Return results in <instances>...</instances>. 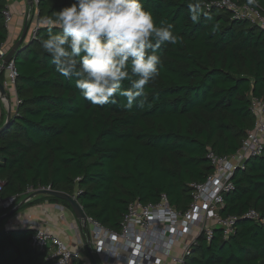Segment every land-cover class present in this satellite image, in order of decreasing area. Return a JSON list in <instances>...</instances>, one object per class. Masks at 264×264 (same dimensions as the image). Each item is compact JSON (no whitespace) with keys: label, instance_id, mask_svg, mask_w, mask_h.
Returning a JSON list of instances; mask_svg holds the SVG:
<instances>
[{"label":"trees","instance_id":"16d2710c","mask_svg":"<svg viewBox=\"0 0 264 264\" xmlns=\"http://www.w3.org/2000/svg\"><path fill=\"white\" fill-rule=\"evenodd\" d=\"M219 1L202 0L213 20L202 17L194 24L190 0H141L157 24L174 26L179 39L161 46L160 75L131 110L121 106V97L103 107L84 100L74 81L57 73L40 49L39 37L46 35L42 24L13 58L21 103L0 132V180L5 184L0 197L50 186L75 196L88 216L116 231L136 200L157 203L166 194L171 205L186 211L192 185L205 182L215 170L209 153H237L256 124L252 98L264 100V30L228 10L208 9ZM69 3L40 0L39 18ZM254 5L264 8V0ZM7 8L8 0H0V47L9 35ZM28 25L30 31L33 20ZM233 182L235 190L225 196L221 214L239 218L236 233L225 239L216 228L210 242L202 234L186 264H264V152L249 159ZM40 197L35 203L71 207L52 195ZM251 210L260 214L259 221L244 218ZM34 233L32 228L0 231V264H52L32 246Z\"/></svg>","mask_w":264,"mask_h":264},{"label":"built area","instance_id":"2783aa9c","mask_svg":"<svg viewBox=\"0 0 264 264\" xmlns=\"http://www.w3.org/2000/svg\"><path fill=\"white\" fill-rule=\"evenodd\" d=\"M32 1L34 12L25 14L26 21L33 20L34 23L29 31V40L36 38L43 20L39 18L38 13L40 0ZM211 8L228 10L234 14L235 19L249 20L264 30V8L249 3L239 5L235 0H220L208 6V9ZM4 16L8 26L13 19L9 8L5 10ZM9 52L5 44L0 47V73L4 72L6 75L2 84L7 94L11 90L14 91L15 104L18 106L21 102L16 93L18 71L15 62L11 60L6 66L3 65V60ZM7 100L4 99V102ZM251 109L257 118L255 127L247 133L237 153L225 156L212 151L209 153L208 158L215 170L205 182L192 185V200L186 211H179L171 205L166 194H163L157 203L145 204L136 200L129 205L119 231L103 226L85 213L91 252L98 264H186V259L198 245L202 234H205L210 242L216 228L223 230L225 239L236 233L239 218L221 214L225 196L235 190V173L243 169L249 159L259 157L264 152V100L252 98ZM4 185L0 180V195ZM43 191H52V188L30 187L24 198L30 201L32 194ZM73 198L77 200L75 196ZM22 200L21 196L0 197V212L13 210ZM58 207L63 211L62 206ZM244 218L259 221L260 214L251 210ZM22 225L35 230L32 246L45 253L46 260L52 264H69L72 260L93 264L87 251L86 232L79 224L74 228L84 241L81 242L82 247L75 250L37 222L23 221Z\"/></svg>","mask_w":264,"mask_h":264},{"label":"clouds","instance_id":"9594fccd","mask_svg":"<svg viewBox=\"0 0 264 264\" xmlns=\"http://www.w3.org/2000/svg\"><path fill=\"white\" fill-rule=\"evenodd\" d=\"M187 8L192 23L202 17L212 22L202 0H190ZM41 23L46 35L38 44L55 71L72 79L84 100L101 107L117 104L118 97L128 110L142 103L146 86L160 75L159 49L179 39L174 26L157 24L141 0H70Z\"/></svg>","mask_w":264,"mask_h":264},{"label":"crops","instance_id":"0c3cea01","mask_svg":"<svg viewBox=\"0 0 264 264\" xmlns=\"http://www.w3.org/2000/svg\"><path fill=\"white\" fill-rule=\"evenodd\" d=\"M8 8L13 15V19L8 25L9 35L5 46L11 51L22 36L26 24L25 14L30 11V6L28 0H8ZM28 34L24 41L26 43L29 39ZM5 76L4 74V79ZM15 97L16 95L12 90L6 95L8 99L6 103L3 97L0 96V125L3 120L6 121L8 114L11 113L12 116V114L15 113ZM40 196L41 194H38L32 197L30 201H26V198H24L25 196H21L23 200L18 206L20 204L23 205L14 216L5 221L7 224L4 230L26 229L24 225H22L23 221L37 222L42 227L49 229L59 236L71 249H80L82 247L81 242L83 237L74 228L76 224H79V220L73 209L63 204H53L48 201L35 203L42 198ZM30 202H32V204H30ZM58 206H62L63 211ZM4 214H6V212Z\"/></svg>","mask_w":264,"mask_h":264},{"label":"water","instance_id":"95a60500","mask_svg":"<svg viewBox=\"0 0 264 264\" xmlns=\"http://www.w3.org/2000/svg\"><path fill=\"white\" fill-rule=\"evenodd\" d=\"M29 2V6L31 9L34 8V4L32 0H28ZM29 31V25L28 22L26 21L25 27H24V31L22 33L21 38L19 39V41L17 42V44L14 46V48L8 53V55L4 58L3 60V65L6 66L11 60H13L14 56L17 54V52L19 51V49L21 48L23 42L26 40L27 38V34ZM6 90L4 88V85L2 84V82H0V96L1 97H6ZM11 119V113L8 114L7 119L5 121L4 126L0 129V132H2L3 130L6 129V127L9 124V121ZM38 194H44V195H52L58 198H61L63 200H66L69 202V204L71 205V208L73 209L74 213L76 214L78 220H79V225L82 228V230H84L86 232V244H87V251L89 252L91 261L93 264H98L96 259L94 258L92 252H91V244H90V236H89V232H88V226H87V222H86V214L84 212L83 207L80 205V203L74 199L73 197L69 196L68 194H65L63 192H58V191H43V192H36L34 194H32V197L38 195ZM23 204H20L18 207L14 208L13 210L7 212L6 214H4L3 216L0 217V221L2 220H6L11 218L12 216H14L19 208L22 206Z\"/></svg>","mask_w":264,"mask_h":264},{"label":"rangeland","instance_id":"374dc122","mask_svg":"<svg viewBox=\"0 0 264 264\" xmlns=\"http://www.w3.org/2000/svg\"><path fill=\"white\" fill-rule=\"evenodd\" d=\"M28 36H29V34H28ZM29 40V39H28ZM3 99H6L5 97H3ZM72 211V210H71ZM10 219V218H9ZM8 220V219H7ZM6 224H7V222H4V224H3V222H2V224H0V231H2V230H4L6 227ZM80 226V225H79Z\"/></svg>","mask_w":264,"mask_h":264}]
</instances>
